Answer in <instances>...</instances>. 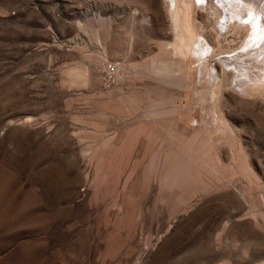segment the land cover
I'll return each mask as SVG.
<instances>
[{"label":"rangeland","instance_id":"obj_1","mask_svg":"<svg viewBox=\"0 0 264 264\" xmlns=\"http://www.w3.org/2000/svg\"><path fill=\"white\" fill-rule=\"evenodd\" d=\"M212 10L0 0V264H264V37Z\"/></svg>","mask_w":264,"mask_h":264},{"label":"bare ground","instance_id":"obj_2","mask_svg":"<svg viewBox=\"0 0 264 264\" xmlns=\"http://www.w3.org/2000/svg\"><path fill=\"white\" fill-rule=\"evenodd\" d=\"M253 1L254 0H168L175 22L174 27L177 38L175 44L182 51H190L192 46H195V43L197 45L201 35L200 37L198 35L199 32L195 23L196 18L194 16V11L198 6L207 10L213 9L212 11L217 16L216 18L221 31L228 30L229 27L234 28L241 26L250 31V34L254 36L253 40L263 38L264 13L262 11L253 12V4L256 2ZM218 34L221 33L218 32Z\"/></svg>","mask_w":264,"mask_h":264},{"label":"built area","instance_id":"obj_3","mask_svg":"<svg viewBox=\"0 0 264 264\" xmlns=\"http://www.w3.org/2000/svg\"><path fill=\"white\" fill-rule=\"evenodd\" d=\"M120 66L113 62L107 61L102 68V74L104 78V84L106 87L112 86L121 77H124V72L119 68Z\"/></svg>","mask_w":264,"mask_h":264}]
</instances>
